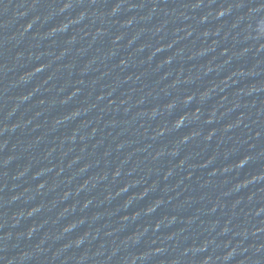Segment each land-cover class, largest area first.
I'll list each match as a JSON object with an SVG mask.
<instances>
[{
    "label": "water",
    "instance_id": "95a60500",
    "mask_svg": "<svg viewBox=\"0 0 264 264\" xmlns=\"http://www.w3.org/2000/svg\"><path fill=\"white\" fill-rule=\"evenodd\" d=\"M0 264H264V0H0Z\"/></svg>",
    "mask_w": 264,
    "mask_h": 264
}]
</instances>
